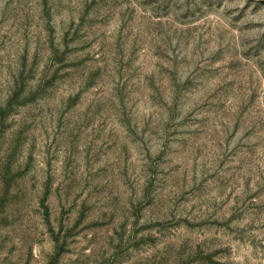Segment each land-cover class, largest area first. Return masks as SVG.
Masks as SVG:
<instances>
[{
  "label": "rangeland",
  "instance_id": "rangeland-1",
  "mask_svg": "<svg viewBox=\"0 0 264 264\" xmlns=\"http://www.w3.org/2000/svg\"><path fill=\"white\" fill-rule=\"evenodd\" d=\"M0 264H264V0H0Z\"/></svg>",
  "mask_w": 264,
  "mask_h": 264
}]
</instances>
